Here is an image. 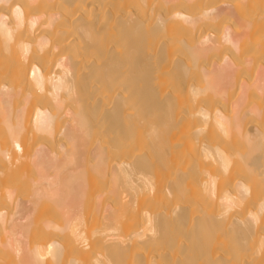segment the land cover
I'll use <instances>...</instances> for the list:
<instances>
[{
	"label": "bare ground",
	"instance_id": "6f19581e",
	"mask_svg": "<svg viewBox=\"0 0 264 264\" xmlns=\"http://www.w3.org/2000/svg\"><path fill=\"white\" fill-rule=\"evenodd\" d=\"M86 262L264 264V0H0V264Z\"/></svg>",
	"mask_w": 264,
	"mask_h": 264
},
{
	"label": "rangeland",
	"instance_id": "374dc122",
	"mask_svg": "<svg viewBox=\"0 0 264 264\" xmlns=\"http://www.w3.org/2000/svg\"><path fill=\"white\" fill-rule=\"evenodd\" d=\"M84 230H85V232H88L89 229L87 230V228H84ZM86 230H87V231H86ZM87 255H88V254H87ZM88 256H89L90 258H89ZM88 256H87V262L89 263L88 260L91 259V257L93 256V254L90 256V253H89ZM85 257H86V256H85ZM87 262H86V264H87Z\"/></svg>",
	"mask_w": 264,
	"mask_h": 264
}]
</instances>
